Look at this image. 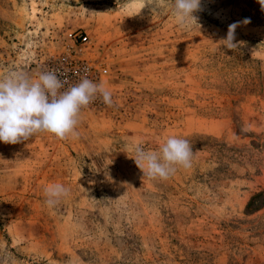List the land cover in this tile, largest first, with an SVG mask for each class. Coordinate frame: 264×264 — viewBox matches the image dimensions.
Wrapping results in <instances>:
<instances>
[{
	"label": "rangeland",
	"instance_id": "rangeland-1",
	"mask_svg": "<svg viewBox=\"0 0 264 264\" xmlns=\"http://www.w3.org/2000/svg\"><path fill=\"white\" fill-rule=\"evenodd\" d=\"M170 3L0 0V74L87 77L113 100L82 109L75 139L0 142V264H264V9L201 0L181 29ZM170 136L191 166L144 177L135 146ZM53 183L70 194L50 209Z\"/></svg>",
	"mask_w": 264,
	"mask_h": 264
},
{
	"label": "clouds",
	"instance_id": "clouds-1",
	"mask_svg": "<svg viewBox=\"0 0 264 264\" xmlns=\"http://www.w3.org/2000/svg\"><path fill=\"white\" fill-rule=\"evenodd\" d=\"M258 3L264 9V0H258ZM169 11L179 28L188 29L194 25L200 28L194 13L201 11V0H171ZM248 22L245 19L242 23ZM238 23L229 25L226 37L220 41L227 49L238 46L234 43ZM65 83L55 71H42L35 79L23 71L10 70L0 74V142L17 144L41 133L59 141L75 139L79 135L77 126L82 109L97 97L106 106H113L112 93L87 77L61 91ZM134 151L136 166L144 177L153 180H166L178 168H189L193 156L189 141L175 136L168 137L158 151H146L139 144ZM43 192L45 205L52 209L69 196L70 189L53 183Z\"/></svg>",
	"mask_w": 264,
	"mask_h": 264
},
{
	"label": "built area",
	"instance_id": "built-area-1",
	"mask_svg": "<svg viewBox=\"0 0 264 264\" xmlns=\"http://www.w3.org/2000/svg\"><path fill=\"white\" fill-rule=\"evenodd\" d=\"M86 38H87L86 36H82L81 39L84 41V40H86Z\"/></svg>",
	"mask_w": 264,
	"mask_h": 264
}]
</instances>
